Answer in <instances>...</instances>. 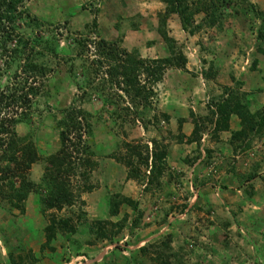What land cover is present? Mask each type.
Returning a JSON list of instances; mask_svg holds the SVG:
<instances>
[{
    "label": "rangeland",
    "instance_id": "obj_1",
    "mask_svg": "<svg viewBox=\"0 0 264 264\" xmlns=\"http://www.w3.org/2000/svg\"><path fill=\"white\" fill-rule=\"evenodd\" d=\"M184 1L192 10L208 5L189 17L191 35L181 30L177 14H166L163 0L25 2L37 25L24 29L18 24L20 35L52 37L62 50L55 58H43L49 72L38 95L28 99L29 107H9L0 114L26 115L14 131L22 146L34 147L36 161L25 177L34 185L40 182L46 158L58 149L57 122L77 95L70 66L74 74H80L81 65L93 68L90 45L78 58L68 49L72 39L117 42L140 58L154 59L168 56L160 36L164 32L185 65L183 70L167 69L154 86L153 107L140 116L145 129L139 123L110 122L105 113L109 104H100L105 96L91 93L86 102L76 104L90 114L83 140L93 166L76 169L69 177L74 196L70 206L47 210L33 192L22 201L11 199L7 182L0 179V264H9L8 254L16 258L22 250L37 259L34 264H264V125L259 134L232 141L239 120L232 115L228 131L214 132L209 113L210 105L231 90L249 112L264 115V39L257 38L259 31L264 36V0H217L213 5L210 0ZM19 72L18 66L8 71L7 76L15 77L0 83V90L14 78L22 81ZM192 120L199 129L197 142L188 141ZM121 142L138 146L140 157L145 145L148 152L153 149L152 142L166 147L157 182H147L141 159H129L136 175L127 178L123 160L128 155ZM121 198L133 201L137 210L115 205ZM51 221H63L66 227L56 226L49 245L42 248Z\"/></svg>",
    "mask_w": 264,
    "mask_h": 264
},
{
    "label": "trees",
    "instance_id": "obj_2",
    "mask_svg": "<svg viewBox=\"0 0 264 264\" xmlns=\"http://www.w3.org/2000/svg\"><path fill=\"white\" fill-rule=\"evenodd\" d=\"M26 1L28 0H0V65L2 64L3 67L0 72V83H7V79H10L12 75L15 77V73L8 76L6 74L17 66L20 69L19 73L24 77L20 82L15 78L12 79L8 83L11 86L4 85L0 90V114L2 110L9 107L17 106L21 109H25V106L29 107L28 99L38 95L40 81L49 72L44 57L51 55L55 58L62 51L57 41L52 37L34 38L29 35L28 37L20 35L23 30L18 24H21L24 29H33L37 25L26 12ZM216 1L210 0L208 3L213 5ZM219 1L225 2V0ZM163 2L167 8L166 14H177L181 30L186 31L189 35L193 34V30L189 29L191 26L189 17L193 12L208 9V5H201L192 10V4L187 5L184 0H163ZM208 18L210 22L214 21L211 12ZM93 25L95 26V22ZM160 36L167 45L168 56L154 59L140 58L136 52H127L117 42H108L103 39L89 42L76 38L71 40L68 49L70 54L76 51L75 57L78 58L82 57L83 53L87 51V46L90 45L91 51H89L92 55L90 65L93 68L89 71L81 65L80 74L72 73V66L69 68L77 95L64 109L62 118L57 122L58 149L46 158L39 184L34 185L25 178L26 171L36 161L34 147L30 143L22 146L23 140L18 138L14 131L16 124L27 120L25 113H20L16 117H0V179L7 182L11 199L22 201L29 192H33L38 195L40 205L47 210H61L62 207L72 204L74 196L70 188L69 177L74 176L76 169L83 168L85 170L93 166L90 159L91 152L83 140V136L89 134L88 117L90 114L76 105L86 102L91 93H94L96 97L105 96V99L99 101L102 107H105L103 103L109 104L105 113L110 122L119 123L118 126H132L139 123L145 129L141 124L143 122H141L140 116L144 110L153 107L154 86L161 81L167 69L183 70L185 65V58L182 54L174 51L175 42L166 37L164 32ZM257 38L264 39L261 31L258 32ZM36 47L41 51L34 50ZM20 59L22 63L19 65ZM99 73L101 76L97 79L96 76ZM2 76H5V80L1 79ZM28 80H30L29 83ZM109 92L113 94L110 95ZM112 97H115L116 100L113 101ZM218 99L212 107L211 105L209 107L210 116L213 117L214 132L228 131L229 118L234 115L239 120L240 128L230 134L232 141H242L249 135L260 133L264 125V115L259 112H249L246 103L231 90L223 92ZM160 116L162 121H168L166 115L161 114ZM190 116L192 115L190 114ZM153 118L155 119V116ZM192 121L193 129L190 134L192 138L188 141L197 142L199 129L196 121ZM121 143L127 152L126 157L128 155L127 160H123V164L128 169L127 178H135L136 175V170L133 169L129 159H141L139 162L147 168V182H157L162 173L161 165H163L166 156V147L161 145L158 148L156 142H152L153 149L148 152L145 145L143 147L144 156L140 157L138 146L126 142ZM73 155L75 160H73ZM2 163L5 164L2 165ZM82 175H85V171L82 172ZM15 179L18 180L17 186L13 184ZM0 197H3L1 187ZM121 203L127 204L132 211L137 210L134 202L127 198H121L115 202V205ZM109 208H111L110 203ZM132 225L136 227L137 223L134 222ZM56 226L64 229L66 224L63 221H58V224L51 221V224L45 228V244L41 246L42 248L49 245ZM117 228L120 229L121 226L119 225ZM100 237H104L102 233ZM48 249L50 248L48 247ZM139 252L144 253V248H139ZM22 253L23 255H18L16 258L8 254L9 264L36 263L37 259L29 251L22 250ZM161 264H165V261Z\"/></svg>",
    "mask_w": 264,
    "mask_h": 264
},
{
    "label": "crops",
    "instance_id": "obj_3",
    "mask_svg": "<svg viewBox=\"0 0 264 264\" xmlns=\"http://www.w3.org/2000/svg\"><path fill=\"white\" fill-rule=\"evenodd\" d=\"M199 98H196L195 100H194V102H192V114L194 115V117L196 116V115H198V111L196 110V109H198V106H195V104H196V102H197V100H198ZM231 119H234L233 117H231ZM186 128H185V126H183V130H185Z\"/></svg>",
    "mask_w": 264,
    "mask_h": 264
}]
</instances>
